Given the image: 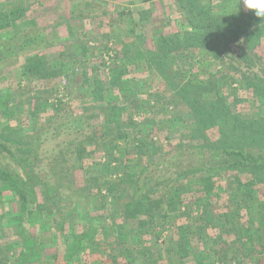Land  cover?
<instances>
[{
	"label": "rangeland",
	"instance_id": "374dc122",
	"mask_svg": "<svg viewBox=\"0 0 264 264\" xmlns=\"http://www.w3.org/2000/svg\"><path fill=\"white\" fill-rule=\"evenodd\" d=\"M16 8L21 10L13 17L10 12ZM184 21L183 11L175 0H0V25H4L0 27V90L4 91L0 100V170L19 169L15 159L22 151L20 154L17 151L22 147H36V154L29 156L30 162L44 181L61 187L59 194L64 201L61 203L63 210L55 217L60 215L65 220L80 216V207L74 210L72 199L84 202L93 196V183L77 169L80 161L74 154L53 163L50 160L55 147L70 148L65 147L67 142L72 146L78 143L85 146L88 154L84 164L106 161V148L117 154L118 160L114 162L122 164L125 150L131 149L132 139H128V143L120 141L118 149L111 147V140L114 141L117 135V127L120 130L125 128L130 138L135 135L155 146L154 158L170 156L169 160L181 168H185L189 161H177L175 156H171L181 143H186L182 146L186 148L229 145L264 148V136L249 128L234 130L232 123L208 100L201 98L203 102L198 103L193 99L191 105L195 106L196 114L190 112L185 102H191V83L199 80L202 85L209 86V76H219L214 74L221 63L206 50L199 54L196 49L174 50L169 56L162 57L164 53L157 46L159 37L181 32L183 26L178 23ZM248 32L249 35L242 37L240 42L231 45L230 55L246 56L251 66L246 75L257 81V77L264 80L262 65L251 62L254 56L250 49L264 37L253 28ZM40 34L43 41L37 46L33 44L27 52L14 53L18 46L16 39ZM11 45L14 51L6 48ZM196 54L203 63L194 62ZM188 55H192V59ZM28 59L41 61L36 62L37 68L23 76L22 67ZM191 60L195 64L189 70ZM42 62L50 75L40 69ZM222 68L228 75L227 67ZM228 83H217V87L212 83L211 88L225 96L233 112H240L247 120L264 116V96L261 97L262 102L257 103L251 91L239 87L234 89L236 85L230 87ZM234 97L239 100L237 106L233 105ZM70 122L77 124L78 128L69 134L62 130L53 140V128ZM185 126L190 134L181 133ZM3 144L13 153L5 151ZM145 160L146 157H142L137 161L129 179H118L123 172L115 175L114 169L108 168L111 179L115 180L114 189L123 192L122 201L129 198L131 189L146 171ZM26 169L30 173L29 167ZM243 179L251 181L260 197L264 195L261 183L254 181L249 174L243 175ZM164 190L168 189L162 191L169 196L174 193ZM0 192V264H38L40 258L37 254L28 257V250L34 245L32 238L29 244L25 239L21 241L20 237L12 236L20 217L16 212L17 197L1 181ZM91 199H94L91 214L102 215L98 221L91 222V229L97 231L102 226H112L111 221L104 217L106 208L99 207L102 202L97 199L100 198ZM71 208L74 211L70 212ZM117 222L121 223L119 219ZM130 228L126 223L122 230L130 233ZM39 234L45 243H50L45 249L49 253L46 259H49L54 253L51 241L56 234L50 231ZM259 234L257 239L247 244L254 247L256 242L263 240L264 228ZM228 245L233 251L235 244ZM154 248L158 247L155 245ZM154 248L150 250L155 251ZM147 260L145 255L139 254L132 264H147ZM228 262L237 264L232 259ZM262 262L264 264V259ZM159 263L172 264L164 259Z\"/></svg>",
	"mask_w": 264,
	"mask_h": 264
},
{
	"label": "trees",
	"instance_id": "16d2710c",
	"mask_svg": "<svg viewBox=\"0 0 264 264\" xmlns=\"http://www.w3.org/2000/svg\"><path fill=\"white\" fill-rule=\"evenodd\" d=\"M175 1L185 17L184 22L178 23L183 26V34L175 31L159 37L157 46L164 53L162 57L169 56L174 50L196 49L198 54L201 50H206L214 60L218 59L221 63L214 74L219 76H209V86L202 85L199 80L191 83V102H185L190 112L192 115L196 114L195 106L191 105L193 99L201 103L202 98L210 101L232 123L234 130L249 128L264 136V116L247 120L240 112H233L231 103L224 99L225 96L222 97L216 89L211 88L214 85L217 87V83L229 82L230 87L235 84L234 89L245 88L251 91L257 103L261 101L264 96V80L257 77V81L247 76L246 71L251 66L246 56L238 58L230 55V49L232 44L249 35V28L260 31V35L264 37V19L254 16L252 10L245 9L242 0ZM20 10L21 8H16L10 13L15 17ZM2 26L4 25H0ZM42 36L40 34L23 40L16 39L18 46L15 51L13 45L6 48L14 53L27 52L29 46H37L38 42L43 41ZM263 46L264 38L252 44L250 49L253 50L254 62L251 59L250 61L253 65L260 63L264 72V50H261ZM187 57L192 59V55ZM38 61L41 60L28 59L22 67V75L25 76L37 68L36 62L40 63ZM194 62L203 63V60L197 55ZM194 64L191 60L189 70ZM43 65L42 62L40 69L50 75ZM224 66L227 67L228 75L223 73ZM3 93L0 90V100L3 99ZM232 99L233 105L237 106L239 100L235 97ZM76 128L78 127L74 122L61 127L55 126L51 132L53 140L62 130L69 134ZM117 128L118 132L114 141L111 140V147L118 149L120 141L128 143L127 140L132 139L131 149L125 150L123 167L122 164L114 162L118 157L110 148L105 149L106 161L84 164L83 160L88 152L82 143L72 146L67 142L65 147H70L67 150L62 146L55 147L50 158L53 163L55 160L64 159L66 155L74 154L75 159L80 161L77 169L84 178L93 183L92 197L100 198L97 199L102 202L99 207L106 208L104 217L111 221L112 226H102L97 231L91 229V222L102 218V215L91 214L94 204L92 197L84 202L72 199L74 210L80 207L79 218L69 217L64 220L63 216L55 217L63 210L61 203L64 201L62 202L59 194L61 187L51 186L35 171L29 156L36 154V147L18 149L17 152L22 151V154L19 153L15 161L20 170H0V181L5 182L9 192L17 197L16 212L20 217L14 225L18 228L12 236L20 237L21 241L25 239L28 243L32 238L31 243L34 244L28 250V257L37 254L40 258L38 264H132L139 254L146 256L147 264H158L161 259L172 264H229L230 259L237 264H263L264 238L256 242L254 247L247 243L257 239L259 231L264 228V195L260 197L251 181H245L243 175L249 174L264 187V148L247 149L234 145L186 148L182 147L186 143H181L171 155L177 161H189L185 168H181L169 160L170 156L154 158L156 148L152 143L135 135L130 138L125 128ZM183 128L182 134H190L188 127ZM2 147L10 154L13 153L6 145L3 144ZM142 157H146L147 169L131 189L129 198L122 201L123 192L120 193L121 189L118 192L114 189L115 180L111 179L108 168L114 169L115 175L123 172L118 179H129L132 168L137 166V161ZM26 167H29L30 173ZM165 188L168 190L164 191H172L173 195L163 192L162 189ZM74 210L71 208L69 211ZM126 223L131 227L130 233L122 230ZM37 231L56 234L51 241L54 253L50 254L49 259H46L49 253L45 249L50 243H45ZM228 243L235 244L233 251L229 250ZM151 244L153 248L155 245L158 247L154 248L156 252L150 250Z\"/></svg>",
	"mask_w": 264,
	"mask_h": 264
},
{
	"label": "clouds",
	"instance_id": "9594fccd",
	"mask_svg": "<svg viewBox=\"0 0 264 264\" xmlns=\"http://www.w3.org/2000/svg\"><path fill=\"white\" fill-rule=\"evenodd\" d=\"M243 6L247 10H252L253 15L264 19V0H242Z\"/></svg>",
	"mask_w": 264,
	"mask_h": 264
}]
</instances>
